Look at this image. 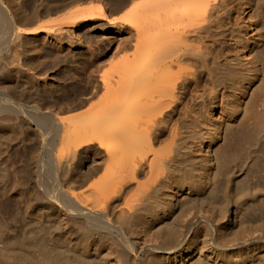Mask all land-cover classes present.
Wrapping results in <instances>:
<instances>
[{
    "label": "bare ground",
    "instance_id": "6f19581e",
    "mask_svg": "<svg viewBox=\"0 0 264 264\" xmlns=\"http://www.w3.org/2000/svg\"><path fill=\"white\" fill-rule=\"evenodd\" d=\"M93 1L0 0V234L48 218L64 243L42 264H264V221L244 219L264 191L210 195L229 127L264 139V1ZM92 23L127 33L112 77L94 50L63 68ZM189 154L203 179L180 174Z\"/></svg>",
    "mask_w": 264,
    "mask_h": 264
},
{
    "label": "rangeland",
    "instance_id": "374dc122",
    "mask_svg": "<svg viewBox=\"0 0 264 264\" xmlns=\"http://www.w3.org/2000/svg\"><path fill=\"white\" fill-rule=\"evenodd\" d=\"M100 1L103 2V0H95L91 3H84L80 5L79 8L90 7L92 5L97 6ZM106 2H109V8L111 9L110 15L112 17H127L130 12L128 5L117 9L114 2L110 0H107ZM103 26L112 27V24L105 22ZM114 29L115 28H113V30ZM80 30L82 35L84 32H88V36L93 37L94 40L93 42H88V40L86 41L84 38L81 42V47L75 49L77 56H70L67 65H64L63 68L69 70L72 65H78L80 61L79 57H81V55L88 57L90 55V50H94L95 53L100 52L102 60H105L99 74L106 77H112L117 74L116 65L122 62L128 55V51L123 48H119V44L124 40V37L127 34L126 31L121 34H117L116 31L104 33L103 28L97 25V23L81 27L79 31ZM89 45H91L92 48H90ZM55 71L56 70L51 69L46 73V75L53 77L58 76L54 73ZM75 72L76 74L81 73L80 70L77 69ZM61 77H63L64 80V76ZM69 78L68 83L70 82ZM225 94L228 97L230 95V91L227 90ZM80 98H82V96H79L77 101ZM209 98L207 101L208 105H210ZM95 100H97V98ZM232 102L235 103L234 100H231V103ZM215 114L217 117H220L223 114L222 109H219L218 107ZM229 128L230 129L227 132L225 142L218 147V156L221 158L230 156L231 164L228 168H226L224 175L221 176L219 188L216 192L210 194L219 202H222L225 199L226 190L228 188L232 193H243L247 190L256 192L264 191V139L261 143H259L256 139L247 136L249 130H239L237 129L236 124L230 126ZM168 142L169 141L163 142V144L158 147H162ZM195 158V155L192 154L183 157L182 162L179 163V172L180 174L186 173L188 175H195L197 179H203L202 172H204L205 166H203V163L199 159ZM80 190L81 189H76V191ZM200 196L204 197L206 195L201 194ZM28 219L30 221L28 226L25 227L23 224L17 223L16 225H11L9 229L13 231V234H10L11 231H5L0 234V251L5 252L10 256L17 255L20 261L17 264H42V253L45 252V250L58 256L61 252L58 247L64 243L63 230H54L49 224L50 221L48 218L46 219L47 223H41L37 216L35 217L30 215ZM244 219L251 222L264 221V203L261 205L250 203L249 208L245 211ZM69 232L72 231L70 230ZM65 236L68 235L66 234ZM25 238H27L25 243L20 245V247H17L16 250H12L9 247L14 239L24 240ZM71 238L73 239L74 244L79 241V237L77 235H72ZM210 242L212 243V240ZM72 255H74V259L78 261L77 263L74 262L75 264L81 262H84L85 264H95L88 259H81V257L76 254L72 253ZM109 259H112V257ZM74 263L66 262L65 264Z\"/></svg>",
    "mask_w": 264,
    "mask_h": 264
}]
</instances>
